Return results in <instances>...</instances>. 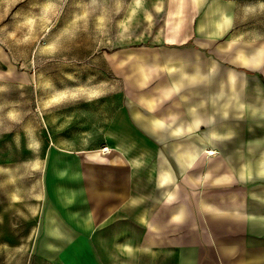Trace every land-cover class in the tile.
I'll return each instance as SVG.
<instances>
[{
  "label": "crops",
  "instance_id": "crops-1",
  "mask_svg": "<svg viewBox=\"0 0 264 264\" xmlns=\"http://www.w3.org/2000/svg\"><path fill=\"white\" fill-rule=\"evenodd\" d=\"M102 39L26 117L29 264H264V0H132Z\"/></svg>",
  "mask_w": 264,
  "mask_h": 264
},
{
  "label": "rangeland",
  "instance_id": "rangeland-1",
  "mask_svg": "<svg viewBox=\"0 0 264 264\" xmlns=\"http://www.w3.org/2000/svg\"><path fill=\"white\" fill-rule=\"evenodd\" d=\"M131 3L132 0H0V69L5 76L13 75L12 81L1 84L0 116L2 120L10 117L18 121L17 144H3L0 153V264H29L31 259L43 169L39 160L40 135L34 134L33 160L25 144V123L31 105L36 125L42 98L51 103L56 100L61 82H66L65 88L73 87V62L97 50L106 26L113 30ZM9 186L13 192H4L10 190ZM10 200L16 202L12 208Z\"/></svg>",
  "mask_w": 264,
  "mask_h": 264
}]
</instances>
